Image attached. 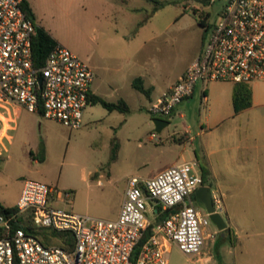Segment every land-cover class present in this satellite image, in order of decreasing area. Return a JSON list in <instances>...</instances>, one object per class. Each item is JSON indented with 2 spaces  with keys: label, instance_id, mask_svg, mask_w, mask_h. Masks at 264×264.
<instances>
[{
  "label": "rangeland",
  "instance_id": "obj_1",
  "mask_svg": "<svg viewBox=\"0 0 264 264\" xmlns=\"http://www.w3.org/2000/svg\"><path fill=\"white\" fill-rule=\"evenodd\" d=\"M29 1L34 22L93 68L91 90L108 100L123 98L130 109L89 102L80 125L70 127L17 104L11 136L0 131V203L15 205L23 181L34 178L70 192L69 200L51 202L55 207L113 219L131 176L151 177L196 160L220 198L229 231L205 237L197 253L165 239L168 264H237L242 243L252 248L264 240V80L247 83L252 103L238 112L234 81H207L205 106L198 81L160 131L147 110L149 98L131 84L142 74L154 84V96L166 87L202 39L204 47L225 0H163L158 6L154 0ZM150 205L145 213L156 220L162 213L156 216ZM33 231L52 237L47 226Z\"/></svg>",
  "mask_w": 264,
  "mask_h": 264
},
{
  "label": "built area",
  "instance_id": "obj_2",
  "mask_svg": "<svg viewBox=\"0 0 264 264\" xmlns=\"http://www.w3.org/2000/svg\"><path fill=\"white\" fill-rule=\"evenodd\" d=\"M35 31L21 0H0V120L22 104L78 127L93 93L94 70L61 43L37 64ZM257 79L264 80V0H225L202 50L147 110L167 118L193 94L198 81L203 82L200 100L205 106L207 81ZM196 165V160H185L151 177L131 176L113 219L55 207L51 202L69 200L70 192H55L44 181L26 178L15 209L0 211V264H168L165 239L186 253L199 252L212 233L191 198L203 178ZM214 201L222 208L216 193ZM147 202L162 216L149 218ZM37 226L69 231V245L47 243L33 231Z\"/></svg>",
  "mask_w": 264,
  "mask_h": 264
},
{
  "label": "trees",
  "instance_id": "obj_3",
  "mask_svg": "<svg viewBox=\"0 0 264 264\" xmlns=\"http://www.w3.org/2000/svg\"><path fill=\"white\" fill-rule=\"evenodd\" d=\"M156 6L164 4L163 0H154ZM21 5L28 17L33 20V11L28 0H21ZM200 23H204V19H199ZM58 40L43 26L36 24V31L32 38V52L33 58L37 64L41 63L47 53L57 44ZM131 84L137 90L143 92L145 95H149L151 87L145 85L143 78L140 75L133 77ZM89 102H100L109 110H119L127 112L129 111V105L127 101L123 98H119L116 101L108 100L105 97L97 93H91L89 96ZM232 101L233 108L236 112L243 108H246L252 103V90L246 82L237 81L232 89ZM116 143L114 144V149ZM204 176L205 170H202ZM15 209V205H3L0 203V211L4 214ZM162 216V215H161ZM150 229L146 231L149 234ZM52 237L45 235V241L51 243L52 240L56 241L61 245H69L71 240L70 232L67 230H56L51 229Z\"/></svg>",
  "mask_w": 264,
  "mask_h": 264
},
{
  "label": "crops",
  "instance_id": "obj_4",
  "mask_svg": "<svg viewBox=\"0 0 264 264\" xmlns=\"http://www.w3.org/2000/svg\"><path fill=\"white\" fill-rule=\"evenodd\" d=\"M29 1V0H28ZM30 6L32 7L31 2L29 1ZM33 9V7H32ZM59 42V41H58ZM199 52H197L195 55H197ZM194 55V56H195ZM193 56V57H194ZM193 57L185 64V66L172 78L171 82L169 84L166 85V87H164L163 89H161V91H159V93H157L155 96L153 95V90H154V84L152 82L147 83L145 80V76L144 75H140L143 78V81L145 83V85L150 86L151 87V91L149 93V95H146L150 101L154 100L157 96H159V94L168 86H170L174 81H176L179 76L184 72V70L186 69V67L188 66V64L190 63V61L193 59ZM137 76V75H136ZM135 77V76H134ZM133 79V78H132ZM256 81V80H254ZM195 91V90H194ZM93 93H95L92 90ZM194 93V92H193ZM206 93H207V88H206ZM193 95V94H192ZM191 95V96H192ZM191 96H189L188 98L184 99L185 101H189ZM149 101V102H150ZM183 101V100H182ZM181 101V102H182ZM18 108L15 110L14 113L11 114H5L2 115V120H0V122L2 123V127L0 128L1 131V136L6 137L7 139L11 136V133H9V130L13 129L15 127L14 122H15V114L17 112ZM13 115V116H12ZM3 118H7L6 121H3ZM8 118H11V121H8ZM7 124V125H5ZM204 176L206 177V175L204 174ZM121 206V205H120ZM120 207L117 211L116 217L119 213ZM226 235V234H225ZM241 253L243 255V257L239 260V262L237 264H264V240L260 239L259 240V244H257V246H252V248L249 247L248 243H242L241 244ZM206 258H210L209 255L206 256Z\"/></svg>",
  "mask_w": 264,
  "mask_h": 264
},
{
  "label": "flooded vegetation",
  "instance_id": "obj_5",
  "mask_svg": "<svg viewBox=\"0 0 264 264\" xmlns=\"http://www.w3.org/2000/svg\"><path fill=\"white\" fill-rule=\"evenodd\" d=\"M206 39H202L200 45L198 46V51L200 52L202 50V46L204 44ZM201 188V191H199V196L197 195L196 191L192 193L191 198L193 201V204L197 209H199L203 214L206 216V221L208 225V230L211 225L214 226L213 229H210L212 233V236L216 235H225L229 231V225L228 221L225 218V216L222 214V208H219L216 206V203L214 201V187L212 182L207 179L205 176L202 178L201 184L197 187ZM196 189V190H197ZM210 208V210H208ZM212 214V215H211ZM216 218L220 222H225L226 225L223 227V229H218L216 223L214 222L213 218Z\"/></svg>",
  "mask_w": 264,
  "mask_h": 264
},
{
  "label": "water",
  "instance_id": "obj_6",
  "mask_svg": "<svg viewBox=\"0 0 264 264\" xmlns=\"http://www.w3.org/2000/svg\"><path fill=\"white\" fill-rule=\"evenodd\" d=\"M39 80H40V78H39ZM152 121H153L155 129L157 131H160L165 125H167L169 123V120L167 118H162V117H158V116H154L152 118ZM199 191H201V188H198L196 190V193L198 196H199ZM152 201L156 202V200H154V199ZM208 210H210V208H208ZM212 218H213L214 222L216 223L218 229H223V227L226 225V223L224 221L220 222L219 220H217L213 216H212Z\"/></svg>",
  "mask_w": 264,
  "mask_h": 264
}]
</instances>
